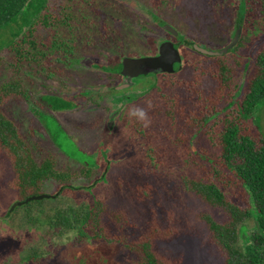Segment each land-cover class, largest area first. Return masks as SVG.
<instances>
[{
    "label": "rangeland",
    "instance_id": "1",
    "mask_svg": "<svg viewBox=\"0 0 264 264\" xmlns=\"http://www.w3.org/2000/svg\"><path fill=\"white\" fill-rule=\"evenodd\" d=\"M92 1L45 2L44 12L58 16L57 19L61 20L67 13L73 17L70 20L73 32L69 35L65 32L66 39H72L73 44L69 42L64 46L75 47L79 51L71 61L53 60L52 64L43 65L42 62L28 60V57L22 58L7 47L0 50V86L18 71L17 76H20L27 93L25 99L16 94L4 97L2 112L14 122L35 159L40 161L48 155L53 156L57 169L70 173L68 184L84 188L76 193L77 202L92 204L100 201L109 211L121 210L127 214L128 224L117 232L127 242L138 237L153 218L161 229L172 234L169 238L155 241V249L161 255L177 264H224L222 255L210 241L204 218L224 223L226 215L188 191L184 181L210 175L207 158L217 155V145L215 141H210L207 134L214 127L212 134L213 139L216 138L222 123L235 118L256 55L264 48V0H251L253 24L246 28L245 23L241 25L240 44L238 42L233 47L236 49L232 53L233 48L223 56H216H225L230 70V86L240 90L237 102L229 107L226 101H221L215 107L220 110L217 125L209 127L207 123L195 135L187 130L182 142L176 135L177 131L161 119L162 109L145 114L147 99L153 98L154 103L163 106L159 91L146 92L155 74L150 73L151 77L139 76L134 79L135 86L116 91L114 87L121 84V77L118 75L111 79L99 67L111 62L120 63L126 56L155 55L158 44L164 40L175 44L178 43V36L179 40L188 39V46L180 44L178 48L183 58L181 69L173 74H160L173 75L170 86L162 84L164 95L174 98L177 105L188 107L189 100L194 103L198 97L186 92L185 82L193 81L208 95L215 87L212 75L217 70L214 60L200 58L201 54H197L191 44L211 49L226 46L234 35L238 17L236 9L242 0H96L99 8H92ZM87 8L92 9L95 16L88 14L91 11ZM82 17L94 22L92 28L97 30L96 34H91V42L85 40L84 45L81 41L82 27L86 29L88 26L81 20ZM19 23L25 27L28 25L24 20ZM163 23L172 26L179 35L174 37L164 31L161 27ZM105 25V36L111 31L106 41L117 38L116 33L121 37L118 39L122 40L120 45L123 44L124 48L130 47L129 42L124 41L125 36L127 41L132 39L137 43L133 47L140 49L115 54L108 48L110 44L103 41ZM31 31L33 39H39L42 45L47 46L55 32L54 28L39 23ZM190 62L196 63L197 68ZM84 91L89 95L85 96ZM49 96L66 99L73 106L67 110L53 109L47 99ZM129 99L133 100L129 102ZM202 99L200 102L204 101ZM209 104L206 98V105ZM139 110L145 114L143 120L137 115ZM111 114L116 116L109 128ZM49 117L64 129L68 139L62 135L58 140L62 148L71 144L70 150L65 149L71 154L76 153L73 157H69L59 143L53 141L47 127ZM134 118L141 122L138 127L131 125ZM253 119L254 124H248L253 137L264 139V102L257 108ZM49 126L53 127L54 123ZM104 159L109 164L103 172ZM89 164L92 165V173L86 178L81 175L80 169ZM100 176L101 180L89 187ZM10 177L9 164L0 155L1 261H5L12 251L16 256L13 264H21L18 252H32L36 248L41 250V257L23 264H134L136 255L122 245L79 242L73 233L51 236L52 239L42 241L36 232L24 227L21 211L6 218L7 210L16 201L15 193L6 187ZM57 186V182L48 180L41 194L53 195ZM224 192L232 201L242 205L228 190ZM244 225L242 242L254 231L251 223Z\"/></svg>",
    "mask_w": 264,
    "mask_h": 264
},
{
    "label": "trees",
    "instance_id": "2",
    "mask_svg": "<svg viewBox=\"0 0 264 264\" xmlns=\"http://www.w3.org/2000/svg\"><path fill=\"white\" fill-rule=\"evenodd\" d=\"M81 1L86 2V0ZM45 2L46 0H0V50L7 47L22 58L28 57V60L42 62L43 65L52 64L53 60L68 62V59L71 61L72 57L78 56L79 51L75 47H64L69 42L73 44L72 39L70 40L69 37L66 39L65 36L66 33L69 35L73 32L70 25V20L73 18L71 13L64 15L61 20L57 19L58 16L47 11L44 12L46 10ZM92 3L94 4L92 8H99L96 0H93ZM250 4L251 0H242L236 9V15L238 14L236 21L241 25L245 23V28L253 24L254 7ZM87 9L92 12L88 14L95 16L92 9ZM21 20L28 24L27 27L19 23ZM81 20L88 26L86 29L82 27L81 41L84 45L85 40L91 42V34H96L97 30L94 31L92 28L95 25L94 22L92 23L84 17ZM36 23L51 29L54 28L55 32L48 46L47 44L42 45L39 39L32 38L31 30ZM160 23L162 22L160 21ZM106 27L107 25L103 26V36H105ZM109 32L111 31L109 30ZM109 32L103 41L110 44L108 48L115 54L129 52L130 49H140V47H133L137 46V43L132 39L127 41L125 36L123 37L124 41L129 42L130 47L124 48L123 44L120 45L122 40L118 39L121 37L116 33L117 38L106 41V37L111 36ZM180 44L188 46L190 41L185 38L179 40L178 36V43H175V47L179 48ZM28 45L32 47H27ZM235 49L233 48L230 53ZM199 57L214 60L217 68L212 75L215 87L208 95H205L201 88L196 87L193 81H187L185 82L186 92L191 93L193 97H198V100L194 103L189 100L190 106L188 107L177 105L174 98L164 95L165 88L162 86V84L170 86L173 75H153V80L149 81L146 90L147 93L159 91L163 98V106L154 103L153 98L147 99L145 114L148 115L154 109L157 111L162 109L161 119L167 122L168 127L177 131L176 135L180 142L187 130L193 131L195 135L207 123L209 127L213 124L217 125L216 121L219 118L220 110L215 107H218L221 101H226L227 106L231 107L237 102L236 98L240 95L239 89H233L230 86V70L225 63V56L200 55ZM191 62L190 65L197 68L196 63ZM99 68L109 78L114 79L118 77L121 65L117 61ZM17 72L0 86V155L6 159L11 170V177L6 187L15 193L16 201H23L28 196L41 194L43 185L48 180L57 182L58 186L53 194L54 198L32 201L21 207H16L10 215L6 214L5 217H11L12 214L21 211L20 217L24 227L36 232L42 241L47 238L52 239L55 235L73 233L79 242L122 245L136 255L134 264H177L155 249L156 240L169 238L172 234L170 235L166 229H161L153 218L149 220L147 227L138 237L127 242L120 232L117 233L129 222L124 211H109L100 201H95L92 204L77 202L76 193L84 188L68 184L71 179L70 173L58 170L55 159L51 155L40 161L35 159L14 122L1 110L4 97L12 94L19 95L23 99L27 97L26 89L20 76H17ZM177 72L178 70H176ZM149 77L151 76L149 75ZM83 94L89 95L87 91H84ZM202 98L204 101L200 102L203 100ZM206 98L210 102L209 105H206ZM47 99L51 103L50 106L56 110H67L73 106L71 102L58 96H49ZM263 102L264 48L256 55L253 69L247 79L246 91L236 108L235 118L222 123V129L216 138L213 139L212 134L214 127L211 128V133L207 134L210 141L212 143L215 141L217 145V155L207 158L210 175L205 178L184 181L188 191L205 204L221 209L226 215L227 220L224 223H218L210 217L204 218L210 241L222 255L224 264H264V139L260 136L254 138L251 127L249 129L248 125L254 124L253 116ZM52 123L54 126H49ZM140 124L139 119L131 120V125L134 127H138ZM47 127L53 141L59 143L60 148L69 157H73L76 153L71 154L66 151L67 148L70 150L71 144L62 148L58 140L62 135L64 139H68L62 126L55 119L49 117ZM103 162L105 163L104 172L109 161L104 159ZM80 173L86 178L90 177L92 165L81 167ZM101 178L100 176L94 180L89 187L96 185ZM224 190H228L231 196L242 205L232 201ZM71 199L74 202H71ZM246 223H251L254 231L242 242L244 224ZM13 254L14 252L11 251V255L5 261L0 260V264H13V258L16 257ZM41 255L40 249L33 248L32 252L19 251L17 257L23 264L37 261Z\"/></svg>",
    "mask_w": 264,
    "mask_h": 264
},
{
    "label": "water",
    "instance_id": "3",
    "mask_svg": "<svg viewBox=\"0 0 264 264\" xmlns=\"http://www.w3.org/2000/svg\"><path fill=\"white\" fill-rule=\"evenodd\" d=\"M162 29L172 36L176 37L178 32L170 25L163 24ZM242 32V26L237 23L234 35L231 41L220 49L201 48L197 44H191L192 49L201 55L210 57L223 56L227 54L239 42ZM182 55L174 43L170 40H164L158 44L157 53L150 56L130 57L126 56L120 60L121 68L118 75L121 77V84L114 87L116 91L129 89L136 85L134 79L139 76H146L150 73L155 75L173 74L176 70H180L182 66ZM177 66V67H176ZM116 114L110 116L111 121L108 127L112 126V119ZM55 195L39 194L26 197L23 201H15L7 211L12 213L16 207H20L32 201H41L44 199L54 198Z\"/></svg>",
    "mask_w": 264,
    "mask_h": 264
},
{
    "label": "clouds",
    "instance_id": "4",
    "mask_svg": "<svg viewBox=\"0 0 264 264\" xmlns=\"http://www.w3.org/2000/svg\"><path fill=\"white\" fill-rule=\"evenodd\" d=\"M137 115L139 116V118L140 119H144V117H145V114H144V112L142 111V110H139L138 112H137Z\"/></svg>",
    "mask_w": 264,
    "mask_h": 264
},
{
    "label": "flooded vegetation",
    "instance_id": "5",
    "mask_svg": "<svg viewBox=\"0 0 264 264\" xmlns=\"http://www.w3.org/2000/svg\"><path fill=\"white\" fill-rule=\"evenodd\" d=\"M163 24H164V23H163ZM163 24H162V25H163ZM236 24H237V21H236ZM240 25H241V24H240ZM178 35H179V34H178ZM178 35H177V36H178ZM177 36H176V37H177ZM174 45H175V44H174ZM111 115H112V114H111ZM111 115H110V116H111Z\"/></svg>",
    "mask_w": 264,
    "mask_h": 264
}]
</instances>
